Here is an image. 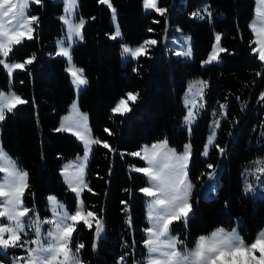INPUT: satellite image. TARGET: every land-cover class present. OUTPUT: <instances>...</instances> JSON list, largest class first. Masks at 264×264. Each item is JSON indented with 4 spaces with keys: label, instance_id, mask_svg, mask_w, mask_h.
<instances>
[{
    "label": "trees",
    "instance_id": "1",
    "mask_svg": "<svg viewBox=\"0 0 264 264\" xmlns=\"http://www.w3.org/2000/svg\"><path fill=\"white\" fill-rule=\"evenodd\" d=\"M202 1L212 11L211 22L197 21L192 16ZM111 3L116 9L120 41L111 38L115 28L111 9L106 5L98 0H78L76 13L77 19L82 17L86 23L84 39L72 48L73 63L84 69L89 81L79 94L78 107L88 116L93 138L107 141L115 149L110 152L95 145L87 167L86 182L92 191L85 190L82 200L86 211L102 217L104 237L93 249L94 227L89 230L79 224L73 242L84 245L81 260L84 264H117L124 255L125 264L143 261L147 225L145 196L139 189L146 182L131 167L144 164L130 153L165 138L179 152L191 144L188 173L195 185L191 216L185 227L175 222L174 230L184 233L191 245L197 237L219 227L230 228L235 219H241L239 233L246 242H252L264 228V199L242 194L240 170L264 157V101L259 99L264 92V63L252 52L255 46L249 29L254 0H183L181 8H177V0H160L159 7L169 12L166 16L144 13L142 0ZM62 13L63 4L56 0L32 5L30 15L39 17L34 39L15 46L8 60L23 62L35 55V61L11 79L0 66V89H11L28 101L6 115L0 126V144L19 168L29 173L24 203L39 212H43L49 195L74 207L75 197L64 186L60 169L83 153L75 138L55 131L60 117L75 99L66 64L55 56V41L64 32ZM171 27L191 37L190 61L157 46L136 62L122 63V44L135 46L148 39L158 42ZM217 33L222 35L221 46L227 49L220 54L222 63L202 68ZM193 79L208 82L207 112L197 119L189 136L182 127L185 111L181 98L186 84ZM128 92L139 94L135 103H130L131 111L123 116L113 114L111 109ZM223 103L227 105V115L215 143L225 152L221 155L213 147L203 159L210 110ZM219 163L223 169L217 196L201 200L199 187L212 171L207 165L216 167Z\"/></svg>",
    "mask_w": 264,
    "mask_h": 264
},
{
    "label": "snow or ice",
    "instance_id": "2",
    "mask_svg": "<svg viewBox=\"0 0 264 264\" xmlns=\"http://www.w3.org/2000/svg\"><path fill=\"white\" fill-rule=\"evenodd\" d=\"M65 13L60 17L64 25L67 26L66 36L56 41V56L64 57L67 61L66 71L71 78V84L80 90L86 86L89 81L84 74V69L77 67L73 63L72 45L76 40L84 39L82 29L86 23L85 19L80 17L76 22L73 15L77 0H64ZM42 5L43 0H0V66L6 70L9 78L17 69L23 70L25 65L32 64L36 56L32 55L23 62H10L8 57L13 52L14 46L21 45L25 39H34V32L39 26V17L28 15L30 4ZM101 5H106L111 9L112 20H116V9L111 0H98ZM145 11L154 10L161 16L167 13V9L158 6V0H142ZM264 5V0H260ZM203 12L208 17L212 12L208 7L203 8ZM257 19L250 25L255 39L251 42L255 45L252 52L257 58L264 62V9H256ZM194 18L204 19L201 10L192 13ZM158 22V21H157ZM259 24V27H257ZM148 31H153L148 29ZM121 36L117 26L113 40ZM222 35L216 34L215 43L211 52L202 62L209 65L219 62L221 53L227 49L221 46ZM157 44L154 39L143 41L139 46L132 48L127 44L121 45V55L133 60L140 56L148 54L149 48ZM191 49L178 52L177 55L191 56ZM260 75V73H257ZM208 82L204 80L196 81L189 85V93L193 88L196 89L195 95L199 97L200 103L196 99H186L185 106L188 107L187 115L184 117V123L191 132V125L194 124L198 115V109L205 107L204 90ZM138 93L128 92L126 99L121 98L111 109L113 114L125 115L131 111L129 101L135 103ZM260 101H264V92L260 94ZM28 103L27 100L9 90L8 93L0 90V122L5 121L6 115L12 113L19 105ZM246 106V105H245ZM75 117L65 116L62 118L56 132H67L81 141L83 146V155L78 156L77 160L66 164L61 172L64 182L68 188L75 194L78 203L73 212H69L66 207L54 195H49L46 199L51 210V218L41 220L35 208L25 206L24 196L29 188L28 176L26 170L18 168L15 161L6 153L2 144H0V161L7 160V167L0 166V173H6L5 177H0V249L7 251L11 248L26 249L27 255L17 257L14 264H84L79 253L84 245L81 243L72 248L73 234L77 231L79 224L85 225L89 230L95 226V240L101 237L103 232V219L92 210H85V205L81 199V194L86 189L89 192L92 189L85 180V170L89 160L90 153L94 145H102L110 152H114L107 141L99 138H93L91 129L88 125V116L79 110L78 104L74 101L71 105ZM227 105L221 104V115L226 116ZM213 115H216L213 113ZM220 127V120H215L213 130L207 137L202 155L207 157L211 147H215L223 155L225 149L215 143L216 129ZM109 135L113 133L105 129ZM143 153V154H142ZM122 155V154H121ZM130 155L139 157L146 162V166H132L131 171L141 173L146 178L148 186L139 189L148 199L145 202L147 209L146 219L150 226L145 229V238L143 245L147 250V256L143 264H264V230L260 231L251 243H246L235 229L226 231L223 228L214 230L210 235H201L195 241V247L191 250H184L181 246L184 241L171 234L172 225L175 222L188 221L191 213L190 196L194 184L189 178L188 168L191 160V144L184 145L182 152H177L175 148L169 146L167 139L153 143L150 147L144 146L140 151L132 152ZM255 173L264 174V159L257 160ZM209 169H214L212 164H208ZM70 169L74 171L70 172ZM211 174H214L211 173ZM210 174V175H211ZM257 181L261 175H256ZM249 189L251 185L247 186ZM127 203V202H122ZM30 213L33 215L30 216ZM6 221V222H5ZM131 226V218L128 220ZM43 225H49L46 230L45 239H41L45 232ZM26 226L32 229L35 239L29 241L22 240V235L26 236ZM93 243V249L96 243ZM36 247H26L29 244ZM135 242H133V246ZM261 253L259 259L255 253ZM247 254V261L242 259V254ZM125 256L119 257V264H124Z\"/></svg>",
    "mask_w": 264,
    "mask_h": 264
},
{
    "label": "rangeland",
    "instance_id": "3",
    "mask_svg": "<svg viewBox=\"0 0 264 264\" xmlns=\"http://www.w3.org/2000/svg\"><path fill=\"white\" fill-rule=\"evenodd\" d=\"M56 1H59V2H61V3L63 4V13H62L61 16L66 15V13H65V11H64L65 6H66L64 0H56ZM159 1H160V0H158V6H159ZM182 1H183V0H177V8H181V6H182ZM32 5H34V3H31V4H30V7H31ZM204 7H208V8H209V5H208L207 3H205V2L202 1V2H200V3L198 4V6H197V8L195 9V11H197V10H201V15H203L205 18H204V19L195 18V19H196L197 21H207V22H211L212 17H213V14H212L211 17H208L207 14L203 12V8H204ZM258 7H261L262 9H264V5H261V4H260V0H254L253 18H252V20H251L250 23H249V29H250L251 34H252V36H253V40L255 39V34L252 32L250 25L253 23L254 20L257 19L256 9H257ZM77 9H78V0H77L76 7H75V9H74V12H73V15H74V17H75L76 22H78L77 15H76V13H77ZM209 10H210V8H209ZM195 11H194V12H195ZM210 11H211V10H210ZM143 12L146 13V14H147V13H156L154 10L145 11L144 8H143ZM211 12H212V11H211ZM168 13H169V12H168V10H167V13H166L164 16L168 15ZM157 14H158V13H157ZM28 15H30V8L28 9ZM60 21H61V19H60ZM61 24H62V26H63V30H64V32H63V35H62L61 37H59L58 39H62V38H64V37L66 36V33H67V26L64 25L62 21H61ZM112 24L114 25V28L116 29V27H117L116 22L112 20ZM257 27H259V24H257ZM115 29H114V32H115ZM82 30H83V29H82ZM113 34H114V33H113ZM113 34H112V35H113ZM217 34H218V33H217ZM215 36H216V34H215ZM58 39H57V40H58ZM57 40H56V41H57ZM115 40L120 41V40H121V36L118 37V38L115 39ZM56 41H55V52H56V50H57V49H56ZM81 42H82V41H80V40L77 39L76 42L72 45V48H73L74 45H77V44H79V43H81ZM214 43H215V37H214V42H213L212 46L214 45ZM139 45H140V44H139ZM139 45L130 46V47L135 48V47H137V46H139ZM128 46H129V45H128ZM157 46H159V48L163 49V50L166 51V52H172L177 58H179V59H181V60L190 61V60L192 59V54H191V56L177 55L178 52L187 51L189 48L191 49V37H190L188 34H184V33H182L179 29H177V28H175V27L167 28V29L165 30L163 36H162V37L159 39V41L157 42V44L154 45V46H151L149 49L154 48V47H157ZM254 46H255V45H254ZM14 47H15V46H14ZM211 49H212V47H211ZM121 52H122V49H121ZM210 52H211V50L209 51V53H210ZM191 53H192V49H191ZM209 53H208V54H209ZM208 54H207V55H208ZM55 56H56V55H55ZM56 57L59 58V59H61V60H63V61L65 62V64H66V68H67V61H66V58H64V57H60V56H56ZM120 57H121V61H122L123 64H125V63H127V62H130V61L136 62V61L138 60V59L133 60V59H131V58H125V57H122V55H120ZM206 58H207V57H206ZM7 59H8V58H7ZM8 61H9V60H8ZM10 62H11V61H10ZM221 63H222V59H220L219 62H214V63L209 64V65H204V64L202 63V68H206V67H209V66H211V65H220ZM262 63H264V62H262ZM4 71H5V73H6V70H4ZM19 71H22V70H21V69H17V70H15L14 73H13V75H14L16 72H19ZM66 72H67V71H66ZM67 73H68V72H67ZM6 74H7V73H6ZM68 74H69V73H68ZM13 75H12V76H13ZM7 76H8V75H7ZM8 77H9V76H8ZM9 79H11V78H9ZM196 81H200V79H193V80L189 81V82L186 84L185 91H184L183 96H182V98H181V104H182V107H183V109H184V111H185V115H184V117L187 115L188 107H191V105H189L188 107L185 106V100H186V99H196V100H197V103H200V101H199V97L195 95V93H196V89L193 88L192 93H189V91H188V89H189V85L193 84V83L196 82ZM9 84H10V83H9ZM70 85H71V87H72V89H73V91H74V93H75V99L73 100V102L75 101V102L78 104V97H79V94L81 93V91H82V89H83L84 87H82L80 90H77V89L71 84V78H70ZM206 89H207V88H206ZM206 89L204 90V101H203V102L205 103V107H204L203 109H198V110H197V111H198V115H197V117H196V120H195L194 124L191 125V132L188 131V126L185 125V123H184V117H183L182 127L188 132L189 136H190L191 133H192V128H193L194 125L196 124L197 119H198L202 114H206V112H207V109H206V107H207V102H206V99H205ZM0 90H1V89H0ZM9 90H11V89H9ZM9 90H5V91L2 90V91H4L5 93H8ZM125 99H126V98H125ZM73 102H72V103H73ZM72 103L67 107V111L65 112V114H63V115L60 117L59 125H60V122H61V120H62L63 117H65V116H69V117H72V118L75 117V114L72 112V109H71V105H72ZM128 103H129V107H130V103H131V101H129ZM223 104H224V103H223ZM220 105H221V104H219V106H217V107L213 108L212 110H210V122H209V127H208V134H207V137L211 134V132H212V130H213V124H214V121H215V120H220V124H221V122H222V121L224 120V118H225V116L221 115ZM225 105H226V104H225ZM80 112H81V111H80ZM82 113H83V112H82ZM213 113H215L216 115H213ZM2 123H3V122H0V126H1ZM219 128H220V127H219ZM219 128L216 129V140H217V136H218ZM64 133H67V132H64ZM67 134L71 135L70 133H67ZM91 134H92V133H91ZM71 136H72L73 138H75V140L77 141V143L80 145V147H81L82 150H83V146H82L81 141L77 140V138H76L75 136H73V135H71ZM92 137H93V136H92ZM207 137H206V142H207ZM216 140H215V142H216ZM206 142H205V143H206ZM155 143H156V142H155ZM188 144H190V143H188ZM151 145H152V144H151ZM151 145H149L148 147H150ZM94 147H95V145L93 146V149H94ZM212 148H213V147H211L210 150H211ZM183 149H184V148H183ZM210 150H209V153H210ZM182 151H183V150H182ZM182 151H181V152H182ZM177 152H179V151H177ZM202 152H203V151H202ZM91 154H92V152L90 153L89 160H88V163H87V167H88V164H89V161H90V158H91ZM142 154H143V153H142ZM82 155H83V153H82ZM82 155H79V156H82ZM8 156H9V155H8ZM77 157H78V156H77ZM77 157H75L74 159H71V160L65 162V163L61 166V169H60L61 180H62L64 186L67 188V190H68L69 192H71L72 195H73L74 197H75V194H74V193L68 188L67 184L64 182V178H63V176L61 175V172H62L63 167H64L66 164H68V163H70V162H74V161H76V160H77ZM207 157H208V156H207ZM207 157H205V156L202 155V158H203V159H207ZM10 158H11V157H10ZM261 159H264V157H261V158L255 159L254 161H252V162H250V163H247V164L243 165V166L241 167V170H240V181H241V186H242V189H241L242 194H243L244 196L252 197L253 199H264V174L255 173V168H256V166H257V165L255 164V162H256L257 160H261ZM11 160L15 161L16 164H17V161H16L15 159H12V158H11ZM142 161H143V160H142ZM143 164H144V166H146V162H145V161H143ZM0 166H3V167H7V166H9V165H8V161H7V160L0 161ZM17 166H18V164H17ZM18 168H19V166H18ZM19 169H20V168H19ZM188 169H189V168H188ZM222 169H223V167H222L221 163H219V164H217L216 167H214V169H212V171H211L209 174H207L206 179L203 181V183H201V185H200V187H199V198H200L201 200H209V199H214V198H216L217 193H218V190H219V188H220V180H219V177H220V174H221V172H222ZM71 171H74V169H70V172H71ZM86 172H87V168H86V170H85V180H86ZM213 172H214V174H211V173H213ZM210 174H211V175H210ZM142 175H143V174H142ZM256 175H261V179H260L259 181H257V179H256ZM5 176H6V173H0V177H5ZM143 177H144V176H143ZM144 178H145V177H144ZM0 182H3V181L0 180ZM145 182H146V178H145ZM193 184H194V183H193ZM249 184L251 185V188H250V189L247 187ZM146 186H148L147 182H146ZM146 186H145V187H146ZM85 190H86V189H85ZM85 190H84V191H85ZM194 190H195V185H194V188L192 189V192H191L190 203H191L192 194H193ZM84 191H83V193H84ZM83 193L81 194V199H82V195H83ZM147 199H148V198L145 197V202H146ZM60 202L66 207V209H67L70 213L73 212V211L75 210V206H76V204L78 203V201L75 199V205H74V207H70L67 203H65V202H63V201H60ZM25 206H27V205H25ZM35 210H36V209H35ZM36 212L39 214L41 220H43L44 218H51V210H50V208H49V206H48V202H47V200H46V203H45V206H44V210H43V212H39V211H37V210H36ZM32 215H33V214L30 213V216H32ZM146 215H147V209H146V207H145V219H146ZM190 216H191V213H190V215H189V218H190ZM189 218H188V219H189ZM0 219H2V218H0ZM5 222H6V221H5ZM179 222L181 223V227H185V226H186V224H185L183 221H179ZM241 224H242V220H241V219H235L234 222H233V226H232V227H230V228L219 227V228H217V229L223 228V229H225L226 231H231V230L235 229L236 232L239 234V236L243 239V237L241 236V234L239 233V230H238V228H239V226H240ZM146 225H147V227L150 226V224H149V222H148L147 219H146ZM49 227H50L49 225H43V229L45 230V232L42 233V237H41L42 240L45 239L46 230H47ZM93 227H94V229H95V226H93ZM103 229H104V228H103ZM217 229H215V230H217ZM262 230H264V228L260 229V230L257 232L256 236H257L258 233H259L260 231H262ZM213 231H214V230H213ZM26 232H27V235H26V236H23V235H22V240H23V239H28L29 241H31V240H33V239L36 238L35 235H34V233H33V231H32V229L27 228V226H26ZM171 234H172L173 236H175V237H178L180 240L184 241V245L181 246V248L184 249V250H191V249H193V248L195 247V241L200 237V236H199V237H197L196 239H194L193 243L190 245V244L188 243V240H187V237L185 236V234H184V233H181V232H177V231H175L173 225H172V228H171ZM210 234H211V232H210L209 234H207V235H210ZM256 236H255V238H256ZM103 237H104V230H103V232H102V234H101V237H100L98 240H95V235H94L95 243L97 244V242H98L100 239H102ZM144 238H145V232H144ZM255 238H254V239H255ZM244 241H245V240H244ZM245 242H246V241H245ZM246 243H248V242H246ZM250 243H251V242H250ZM76 246H77V245L74 244V242H73V240H72V248H73V250H75V247H76ZM26 247H36V245H33V244L30 243V244L27 245ZM144 249H145V247H144ZM26 255H27L26 249H21V248H11V249H8L7 251H5V250H3V249H0V258H1V262H0V264H14V262H15L16 259H17V257L26 256ZM260 255H261V253H260L259 251H257V252L255 253V256H256L257 259H259ZM79 256H80V253H79ZM146 256H147V250L145 249V256H144L143 261H142V262H139V263H137V264H143V262H144ZM80 258H81V256H80ZM242 259H243L244 261H247L248 257H247V254H246V253L242 254ZM20 264H23V262L21 261ZM117 264H119V261L117 262ZM124 264H125V263H124Z\"/></svg>",
    "mask_w": 264,
    "mask_h": 264
}]
</instances>
